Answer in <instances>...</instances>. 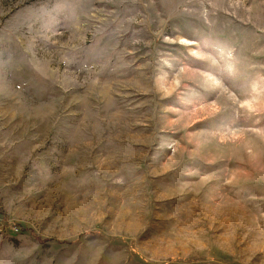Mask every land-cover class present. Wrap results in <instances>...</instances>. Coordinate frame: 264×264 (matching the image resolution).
<instances>
[{
  "label": "rangeland",
  "instance_id": "1",
  "mask_svg": "<svg viewBox=\"0 0 264 264\" xmlns=\"http://www.w3.org/2000/svg\"><path fill=\"white\" fill-rule=\"evenodd\" d=\"M0 264H264V0H0Z\"/></svg>",
  "mask_w": 264,
  "mask_h": 264
}]
</instances>
